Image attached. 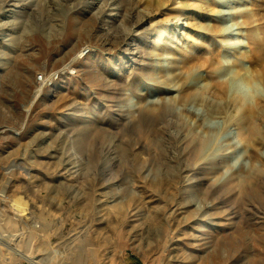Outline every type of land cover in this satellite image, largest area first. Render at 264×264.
<instances>
[{
  "label": "rangeland",
  "instance_id": "374dc122",
  "mask_svg": "<svg viewBox=\"0 0 264 264\" xmlns=\"http://www.w3.org/2000/svg\"><path fill=\"white\" fill-rule=\"evenodd\" d=\"M147 1L134 33L123 0H0V264H30L27 252L48 264H264V114L250 144L233 99L264 103V0ZM164 29L210 58L186 77L194 91L216 72L225 92L179 99L180 55L156 45ZM59 70L26 108L37 75ZM161 104L174 127L137 120L138 106ZM190 137L217 165L187 181L201 164Z\"/></svg>",
  "mask_w": 264,
  "mask_h": 264
},
{
  "label": "bare ground",
  "instance_id": "6f19581e",
  "mask_svg": "<svg viewBox=\"0 0 264 264\" xmlns=\"http://www.w3.org/2000/svg\"><path fill=\"white\" fill-rule=\"evenodd\" d=\"M96 1H97V3H95ZM120 1H122V0H120ZM123 1L127 3L126 7H127L128 12H130V14H132L133 17L138 16V18H139L135 22V29H133V32L135 33L136 31L142 29L144 17L134 6L135 3H137L136 0H123ZM162 1L164 2V0H156V2L158 4L161 3ZM95 2H93L89 6V8H94V9H95V7L100 8L101 5H103L105 3H109V0H95ZM112 2H113V0H112ZM147 4H149V5L154 4V0H148ZM213 29L217 30L216 28H212V30ZM148 34L151 35L152 31H149ZM167 35H168L167 30L164 29L162 31L161 35L158 37V40L156 41V45L157 46L162 45V48H164V49L170 48V49H172V51L174 53L176 52L177 54L180 55V57L178 56L179 58L175 57V62H180V63H176L177 67L175 69L177 72L175 74V76H177L179 81H180L179 88H178L179 99L184 103H188L190 101H194V100L200 98L198 96H201V98H203V95L206 94L205 92H207V93L210 92L211 94H213V96L215 95L216 97H217V95L222 94L221 90L223 92L224 88H222V86L217 85V74L218 73H216V72H215L216 75L213 72H212L213 74L210 73L211 74L210 80L214 81V83H215L214 86L212 84L210 86L209 85L206 86L205 89L207 88L206 89L207 91H205V89H204V90H202L201 93L194 91L193 87L186 82V77L190 76L195 70H197V68L209 64L210 58H208L207 56H203L201 50H199V49H197L196 51H191V49H189V48H181V49L174 48L173 46H171L169 44L170 39L167 38ZM164 36H165V39H164L165 41H160L162 39V37H164ZM128 39L129 38L126 37L123 39L122 42L126 44ZM86 49L90 50L89 48H86ZM209 52L214 53L213 48L210 49ZM82 53H83V51H82ZM205 53H207V52H205ZM241 53L243 56H245V55H247L248 51L242 50ZM1 73H0V75H1ZM239 77L242 80H244V76H242L241 73H239ZM238 80L241 81L240 79H238ZM169 83L171 84V82H169ZM166 87H171V86L168 85ZM46 88H50V87H46ZM44 89H45V87L38 86V89L34 92L32 98L30 99V103H28L26 105V108L30 109L32 107V105H34L36 103V101L40 97L43 96ZM233 99L235 101L237 108L241 111V114H240L241 116L239 117V123H240L239 135L241 137H243L244 139H246L250 144H253V143L256 144L255 142H257L258 135H260L262 133L260 121H261V118L264 114V103H262L261 101H256L255 104H250V103L246 102V100H244L242 97H238V96L233 97ZM165 104H166V102H165ZM167 106H164L162 104L161 105H155V106L150 107V108H148V107L144 108L142 105L138 106L136 108V112H137L136 115H138L137 120L138 119L140 120L141 115H158L161 118L162 122L165 123V128H162V129H167L168 127L170 128V126H173V123L175 121H173L172 119H170L167 116L168 115H175V114H173V111H171V108L167 107ZM123 111H126V110H123ZM128 115H132V116H125L123 119H125L126 122H128V123H132V121H134L136 119L133 117V115H135V114H132V112H130ZM176 127H178V126H176ZM176 132H180V130L177 129ZM197 138H195V137L191 138L190 137V139H186V140L184 139V141L182 143L183 146H185L184 149H185V152L187 154H190L194 158L201 161V164L197 165L196 167H193L192 169H189V171L192 172L191 174L187 173L184 176L187 181L193 179L197 175L199 176V175H202L204 173H208V171L215 172V169H216L215 165H217V156H214V158L211 157V155L214 153H212V154L210 153L211 155L208 157L203 156V149H202L203 141L200 140L201 137H200V139H197ZM251 154L254 155V151H251ZM77 167H81L80 161L77 162ZM12 206L17 208V210H20V211H23L25 209L24 208L25 205H23V201L21 199L15 200V202L12 204ZM202 225H204V224H202ZM16 249H18V248H16ZM14 252H16V251H14ZM21 258L23 260L28 261L30 264H48L47 262H49V261H45V259H47V258H44V259L40 258L39 259V258L29 254L28 252L27 253H21Z\"/></svg>",
  "mask_w": 264,
  "mask_h": 264
},
{
  "label": "built area",
  "instance_id": "2783aa9c",
  "mask_svg": "<svg viewBox=\"0 0 264 264\" xmlns=\"http://www.w3.org/2000/svg\"><path fill=\"white\" fill-rule=\"evenodd\" d=\"M86 47H84L83 50V54L81 55V58L84 57L86 54L89 53L90 50L85 49ZM82 52V51H81ZM66 72H69L72 75H75L77 73V70L75 68H69L66 70ZM63 73H65V71H54L50 74H47L45 72L40 73L39 75H37L36 78V82L38 84V86H42V87H53V85L55 86L56 83L60 80V78L63 76Z\"/></svg>",
  "mask_w": 264,
  "mask_h": 264
}]
</instances>
